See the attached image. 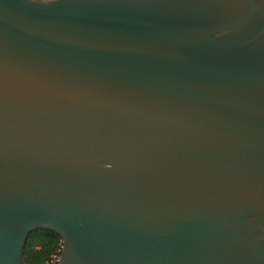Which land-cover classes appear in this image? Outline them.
Listing matches in <instances>:
<instances>
[{"label":"water","instance_id":"1","mask_svg":"<svg viewBox=\"0 0 264 264\" xmlns=\"http://www.w3.org/2000/svg\"><path fill=\"white\" fill-rule=\"evenodd\" d=\"M264 264V0H0V264Z\"/></svg>","mask_w":264,"mask_h":264},{"label":"trees","instance_id":"2","mask_svg":"<svg viewBox=\"0 0 264 264\" xmlns=\"http://www.w3.org/2000/svg\"><path fill=\"white\" fill-rule=\"evenodd\" d=\"M60 241V235L52 230L41 229L31 232L24 251L27 264H45Z\"/></svg>","mask_w":264,"mask_h":264},{"label":"built area","instance_id":"3","mask_svg":"<svg viewBox=\"0 0 264 264\" xmlns=\"http://www.w3.org/2000/svg\"><path fill=\"white\" fill-rule=\"evenodd\" d=\"M64 249V242L61 239L60 243L57 246V249L50 255L45 264H62V252Z\"/></svg>","mask_w":264,"mask_h":264}]
</instances>
